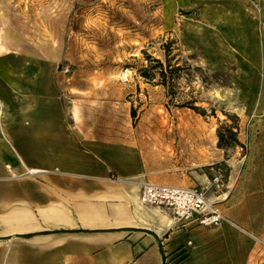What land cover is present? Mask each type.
I'll return each instance as SVG.
<instances>
[{
	"label": "rangeland",
	"instance_id": "obj_1",
	"mask_svg": "<svg viewBox=\"0 0 264 264\" xmlns=\"http://www.w3.org/2000/svg\"><path fill=\"white\" fill-rule=\"evenodd\" d=\"M0 39L9 89L56 94L62 121L137 149L152 183L204 188L264 264V0H0ZM166 42L168 86L140 71ZM224 122L238 144L219 145Z\"/></svg>",
	"mask_w": 264,
	"mask_h": 264
},
{
	"label": "crops",
	"instance_id": "obj_2",
	"mask_svg": "<svg viewBox=\"0 0 264 264\" xmlns=\"http://www.w3.org/2000/svg\"><path fill=\"white\" fill-rule=\"evenodd\" d=\"M19 82L0 74V264H255L246 225L177 224L142 203L137 149L62 121L56 94Z\"/></svg>",
	"mask_w": 264,
	"mask_h": 264
},
{
	"label": "built area",
	"instance_id": "obj_3",
	"mask_svg": "<svg viewBox=\"0 0 264 264\" xmlns=\"http://www.w3.org/2000/svg\"><path fill=\"white\" fill-rule=\"evenodd\" d=\"M142 203L171 212L177 224L216 227L227 217L209 200L204 188L144 182L141 184Z\"/></svg>",
	"mask_w": 264,
	"mask_h": 264
},
{
	"label": "trees",
	"instance_id": "obj_4",
	"mask_svg": "<svg viewBox=\"0 0 264 264\" xmlns=\"http://www.w3.org/2000/svg\"><path fill=\"white\" fill-rule=\"evenodd\" d=\"M172 42H166L164 44L165 49V62L156 59L150 58V64L146 67H143L141 75L147 80H154L156 76L159 77V84L168 86L169 83L177 81L181 76V66L172 63L171 53L173 51ZM189 106L192 109L205 114V110L195 106L192 102H187L184 104ZM237 127L235 125L228 124L227 122L222 123L218 129L219 145L221 147H229L233 144H238L239 140L237 138Z\"/></svg>",
	"mask_w": 264,
	"mask_h": 264
}]
</instances>
